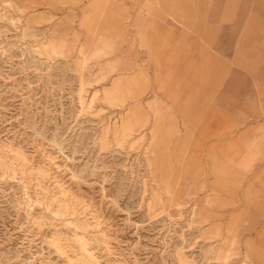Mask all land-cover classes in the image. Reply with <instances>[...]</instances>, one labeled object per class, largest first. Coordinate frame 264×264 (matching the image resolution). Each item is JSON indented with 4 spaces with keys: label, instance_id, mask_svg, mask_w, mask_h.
<instances>
[{
    "label": "rangeland",
    "instance_id": "rangeland-1",
    "mask_svg": "<svg viewBox=\"0 0 264 264\" xmlns=\"http://www.w3.org/2000/svg\"><path fill=\"white\" fill-rule=\"evenodd\" d=\"M0 264H264V0H0Z\"/></svg>",
    "mask_w": 264,
    "mask_h": 264
}]
</instances>
